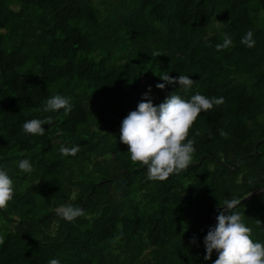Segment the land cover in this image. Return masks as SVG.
Wrapping results in <instances>:
<instances>
[{"label":"trees","instance_id":"16d2710c","mask_svg":"<svg viewBox=\"0 0 264 264\" xmlns=\"http://www.w3.org/2000/svg\"><path fill=\"white\" fill-rule=\"evenodd\" d=\"M250 29L253 48L241 43ZM226 34L233 45L218 51ZM168 73L195 82L156 87ZM149 86L155 104L173 91L224 97L189 130L190 166L165 180L120 140ZM56 94L73 98L70 113L43 111ZM49 115L44 135L24 133ZM0 157L16 188L0 209V264H212L214 211L264 187V0H0ZM65 203L85 215L63 219ZM235 210L264 241V191Z\"/></svg>","mask_w":264,"mask_h":264},{"label":"clouds","instance_id":"9594fccd","mask_svg":"<svg viewBox=\"0 0 264 264\" xmlns=\"http://www.w3.org/2000/svg\"><path fill=\"white\" fill-rule=\"evenodd\" d=\"M241 43L248 48L255 47V34L251 29L241 37ZM232 45V36L226 34L223 42L216 44V49L221 51ZM160 77L164 81L156 85L160 89H164L166 84H178L187 91L195 82L188 74L172 77L168 73ZM151 93L152 88L149 86L137 107L123 118L120 140L129 146L131 160L147 167L148 179L165 180L190 166L197 149L195 140L189 138V130L202 112L224 103V97H209L200 92L184 97L173 91L162 102L155 104ZM74 106L71 96L56 94L47 99L43 111L54 113L63 109L65 113H70ZM53 121L52 115L32 118L23 123L22 129L26 134L42 136L45 133L44 125L51 126ZM221 135L227 133L221 130ZM79 151L78 144L61 145L60 148L61 154L65 156H75ZM18 168L30 174L34 172L35 165L31 158H24L18 162ZM15 193V180L5 164L0 163V209L7 208ZM240 201L237 197L225 200L224 207L215 218L216 223L208 227L203 238L205 261L212 259L215 250L218 255L212 264H264V241L252 238V229L247 225L244 213L235 210ZM55 211L70 222L85 215V210L73 203L61 204ZM2 240L0 236V242ZM192 243H196L195 238ZM48 264H62V261L54 257Z\"/></svg>","mask_w":264,"mask_h":264},{"label":"water","instance_id":"95a60500","mask_svg":"<svg viewBox=\"0 0 264 264\" xmlns=\"http://www.w3.org/2000/svg\"><path fill=\"white\" fill-rule=\"evenodd\" d=\"M264 191V187H262V188H260V189H258V190H255V191H253V192H251V193H249L248 195H246L245 197H243L242 199H241V201H240V203L241 202H244L245 200H247V199H249V198H251V197H253V196H255V195H257V194H259V193H261V192H263ZM224 206H221V207H219V208H217L215 211H214V214H213V222H214V224L216 223V216L218 215V212L223 208Z\"/></svg>","mask_w":264,"mask_h":264},{"label":"rangeland","instance_id":"374dc122","mask_svg":"<svg viewBox=\"0 0 264 264\" xmlns=\"http://www.w3.org/2000/svg\"><path fill=\"white\" fill-rule=\"evenodd\" d=\"M1 232H0V236H2V237H4V231L3 230H0Z\"/></svg>","mask_w":264,"mask_h":264}]
</instances>
